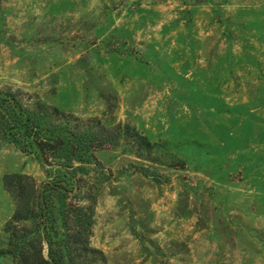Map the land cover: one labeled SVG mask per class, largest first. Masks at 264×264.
I'll return each mask as SVG.
<instances>
[{"label":"rangeland","instance_id":"obj_1","mask_svg":"<svg viewBox=\"0 0 264 264\" xmlns=\"http://www.w3.org/2000/svg\"><path fill=\"white\" fill-rule=\"evenodd\" d=\"M6 88L105 136L69 198L105 264H264V0H0ZM48 167L0 139V252Z\"/></svg>","mask_w":264,"mask_h":264},{"label":"trees","instance_id":"obj_2","mask_svg":"<svg viewBox=\"0 0 264 264\" xmlns=\"http://www.w3.org/2000/svg\"><path fill=\"white\" fill-rule=\"evenodd\" d=\"M121 134L128 136L129 128L114 140ZM131 137L137 139L139 150L143 145L151 153L154 145L144 136ZM0 139L23 153L36 152L49 166L47 181L39 187L26 175L4 176L15 210L4 226L7 243L0 255L12 264H105L103 253L90 244L94 200L86 198L87 205L69 201L79 189L76 175L84 177L86 166H98L94 151L105 143V136L80 129L58 109L26 103L19 92L6 88L0 89ZM48 159L58 164H48Z\"/></svg>","mask_w":264,"mask_h":264}]
</instances>
